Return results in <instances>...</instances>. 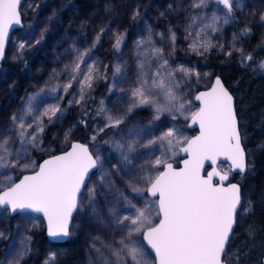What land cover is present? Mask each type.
<instances>
[{"label":"snow or ice","instance_id":"snow-or-ice-1","mask_svg":"<svg viewBox=\"0 0 264 264\" xmlns=\"http://www.w3.org/2000/svg\"><path fill=\"white\" fill-rule=\"evenodd\" d=\"M207 3L208 0H194L191 7L198 9L207 6ZM217 3L227 10L223 18L227 24L233 13L234 0H217ZM19 4L20 0H0V58L3 57L10 27L21 23ZM138 15V12L135 13L133 18ZM220 19L215 13L210 18L199 14L192 16L187 25L186 39L192 36L193 26L198 22L203 24L189 45L193 52L203 54L212 47L202 34L209 30L218 31ZM248 31L244 29L245 33ZM109 32L110 28H100L92 46L83 51L73 47L74 56L62 69L69 73L67 82L41 89L36 95L53 93L55 99L63 100L69 90L78 85L79 98L73 93V99L68 103L84 107L92 99L89 93L95 82L100 79L107 81L111 71L108 92L111 95L119 92V103L128 97V106L124 111L117 106V112H113L101 100L93 119L101 117L104 123L103 126H96L91 140L96 142L99 135L112 130L109 139L103 141L115 153L108 160L116 159L117 162L111 165L112 170L121 182L126 183L132 195L115 186L113 172L105 168L99 149L93 152L83 143L73 142L68 151L51 155L42 162L31 160L25 163L29 160L30 150L41 147L40 138L45 131L43 117L53 123V118H61L65 111L59 104L50 105L34 120L26 121L25 117L35 111L33 101L36 97L30 96L23 113L13 114L11 125L0 129V177L3 178L0 179V188L3 189L0 190V206L10 207L13 213L17 210L42 213L47 221L48 236L56 240L71 235L70 219L74 212H82L88 222L98 229H110V242L104 243L100 236H96L92 246L103 256L101 249L95 247V243L100 241L102 247L116 258L114 264H148L145 244L155 253L153 264H230L227 248L241 207L240 188L237 184L228 187L215 184V177H219L221 182L228 178L227 173L221 174L215 167L206 176L201 175V170L205 161L215 165L219 157L231 161L232 168L239 169L241 173L246 170L233 97L217 78L211 90L195 96L200 107L197 111H191V101L182 95L181 81L186 82L185 78L199 76V73L183 66L173 69L165 50L152 44L153 33L149 27L148 38L135 42L136 71L135 79H131L128 63L120 62L123 60V47H126L124 33L114 34L112 48L121 53L114 65L93 59V50ZM169 33L174 51L176 33L172 29H169ZM163 38L161 34V40ZM19 47L23 49L25 45L21 43ZM247 59L251 60L252 56L249 55ZM261 67L264 68V62H261ZM178 73H183L181 80H177ZM58 75L54 69L52 78ZM61 89L64 96L59 95ZM144 107L154 108L155 115L150 124L159 120L165 112H190L191 121L199 125L200 133L187 139L182 138L178 130L170 128L147 144H141L142 128L134 126L125 132L122 126L130 113ZM58 113L60 116H57ZM84 115L88 116L89 112L85 110ZM172 119H176V115H172ZM80 123L87 126L83 118ZM70 134L71 129L65 132L66 141ZM158 143L161 145V155L138 164L137 161L143 156L139 148L143 147L154 154V146ZM177 149L187 155L183 167L179 169L168 162L170 157L167 155L171 153L175 156ZM97 175L98 183L90 184L92 177ZM105 188L108 189L107 194L103 191ZM105 195L113 196L115 200V203L105 201L106 212L101 209L99 201V197ZM146 197L156 199L149 201ZM141 200L144 203L137 206ZM121 207L127 214H121ZM252 207L250 205L246 210L249 214ZM254 231V227L250 226L249 235ZM104 235L107 237L108 233ZM7 258L6 253L0 264H5ZM55 258V253L50 254L45 264ZM239 259L236 256V260ZM104 264H113V261L106 258Z\"/></svg>","mask_w":264,"mask_h":264},{"label":"rangeland","instance_id":"rangeland-1","mask_svg":"<svg viewBox=\"0 0 264 264\" xmlns=\"http://www.w3.org/2000/svg\"><path fill=\"white\" fill-rule=\"evenodd\" d=\"M70 2L71 0H25L20 9L25 28L12 35L5 55V66H1L0 68V110L2 111L0 113V129H4L11 125L13 114L23 113L24 109L28 106V97L30 96L36 97L33 101V108L35 111L31 116L25 117L26 121L34 120L50 105L59 104L65 110L61 118H53V123H49L47 117H43L45 131H51L52 143L44 144L42 138L44 131L40 138L41 147L31 149L29 160L25 161V163L35 160V154L49 157L54 154L56 149L66 150L68 147L70 136L66 141L65 132L71 129L72 134L75 126L71 121L66 119V112L75 109L77 106H81L77 104L69 105L68 103L69 100L73 99V93L76 94L77 99L79 98V86L74 85L63 100L55 99V94L53 93H48L47 95L36 94L40 93L41 89L67 82L69 73L62 71V69L72 60L74 56L72 52L73 47L81 51L90 48L100 28H110L111 32L104 35L100 41L107 44L105 48L101 50L100 53L95 52V49L93 50V59L98 60L102 64L114 65L121 55V53L115 52L112 48L115 38L114 34L124 33L126 47H123V60L120 62L122 64L125 62L128 63L130 67V78L135 79V61L137 58L135 42L142 38L147 39L149 35L148 28L150 27L153 33L151 36L152 44L165 50V55L168 56L170 66L173 69L183 66L188 69H194L196 73H199V76L193 75L189 78H185L186 82L181 81L182 95L187 101H191V111H197L194 104V96L197 89L210 87L214 74L212 70L210 71L209 69L201 67L198 68L194 63L181 60L178 56L190 55L199 57L200 55H208L212 51H218L225 63H231L235 58L243 56L246 41H243L241 38V29L236 25L232 17L233 15L236 16V19L239 20L241 25L257 30L256 37L258 38V42L256 43V47H259L261 51L256 63V70L264 75V68L261 67V62H264V19H261V17L264 16V0H234L233 13L231 17H229V22L227 24H225L223 20L227 10L222 4L220 6L216 5L217 0H208L207 6H202L198 9L191 7L194 0H150V2L144 0H119V2L116 3L117 12L114 17L109 15L100 25L97 23H90L89 25L83 23V26L81 22L77 20L70 21V26L66 23H60L64 15L62 14L63 10L67 12L70 10ZM170 5L172 7H169ZM106 6L107 5H105L103 9L105 11L107 10ZM137 12L139 15L136 16L135 19H139V24L137 27L133 28L132 26L135 22L133 17ZM213 13L221 17L217 25L219 30L216 32H211L209 30L207 33L202 34L203 39L210 42L212 47H210L208 51L203 52V54H197L189 48V45L193 43L196 32L200 30L203 24L198 22L197 25L193 26L192 36L186 39L185 37L188 31L187 25L191 21L193 15L199 14L210 18ZM118 18L119 20H117ZM204 23H207V21H204ZM169 29H172L176 33L174 51ZM161 34H163V40H161ZM53 36H55V40L49 41ZM21 43L25 45L23 49L19 47ZM49 45L53 48L48 52ZM31 49L36 51L34 54L38 55V57H46L47 61L46 65H44V70L39 72V74L34 71L35 67L33 66L24 69L26 70L23 73L25 83L22 87L21 85H17V72L15 69L18 67V64L24 60L25 52ZM146 50L150 51V48L146 47ZM229 53H231V55H229ZM89 63H91V61H89ZM54 69L59 74L55 79L52 78ZM182 76L183 73H178L177 80H181ZM119 94V92L115 95L110 94L109 97L104 100L106 106L113 112H117V106L120 111L127 109L128 97H125L123 103H119L117 101V96ZM59 95H65L62 89ZM144 108H148L151 110L153 116L155 115L154 108ZM144 108L134 110L130 113L128 120L122 126L125 132L134 126L142 128L141 144H147L149 140L160 136L170 128L178 130L182 138L189 139L191 137L192 133L187 132L185 128L178 127L177 124L179 121L187 124L191 117L190 112H185L184 114L165 112L160 116L159 120H155V123L150 124L147 120H143L137 116V113L144 110ZM172 115H176V119H172ZM57 116H60V114L58 113ZM151 120H153V117ZM103 123L104 121L101 119L96 123V126H103ZM29 131H31V129H29ZM111 133L112 130L109 129L105 133L99 135H103L101 139L102 143L93 146L91 150L96 152L97 149H99L104 157L105 168L113 172L112 180L115 182V186L131 196L132 194L130 189H127L126 183L121 182L120 177L112 170L111 165L117 162L116 159H112L111 162L108 160V157L110 155L115 156V153H112L110 147L104 144L103 141L109 139ZM154 147V154L140 147L139 152L142 153L143 156L137 163H143L144 160L148 159L154 160L155 157L160 156L161 145L158 143ZM166 147L167 145L165 144L164 148ZM176 151L178 154V149ZM177 154L172 156L171 153H167L170 157L168 162L173 163L178 156ZM222 171L224 173L228 172V170ZM0 179L3 178L0 177ZM125 180H127V177H125ZM98 181L99 177L97 175L93 176L89 183L94 184L98 183ZM0 190L3 189L0 188ZM103 191L107 194L108 189L105 188ZM146 199L149 201L151 200L148 197H146ZM99 201L101 209L105 212L107 207L105 201L115 203L113 196L110 195L99 197ZM143 203L144 201L141 200L138 202L137 206H141ZM122 204L123 201H121V205ZM246 210L247 209H244L240 212L241 218L246 217L248 214ZM120 211L122 215L127 214L122 207ZM73 217L69 227L71 235L67 240H70L74 246H76L74 248H77L79 251V257L78 261L73 260L71 264H104L106 258L113 261L114 264L116 258L111 256L108 250L102 247L100 241L95 243V247L101 249L103 256L97 253L92 246L93 238L96 236H100L101 241L104 243L110 242V229H98L96 225L88 222L87 217L83 215L82 212H75ZM44 230L43 220L39 217L23 214L10 218L8 211L0 209V233H3V236H0V260H3L7 253L8 258L5 264H25L30 257V248L32 245L31 234L35 231L42 232ZM104 233H108V236L105 237ZM116 239L118 240L119 237L117 236ZM48 245L49 241L45 240L37 264H45V262L49 260L50 254L55 253ZM145 251L148 256V264H153L154 259L151 253H149L146 248ZM49 264H56L55 260L49 261Z\"/></svg>","mask_w":264,"mask_h":264},{"label":"trees","instance_id":"trees-1","mask_svg":"<svg viewBox=\"0 0 264 264\" xmlns=\"http://www.w3.org/2000/svg\"><path fill=\"white\" fill-rule=\"evenodd\" d=\"M144 1L150 2V0ZM117 2L119 0H71L70 10L69 12L63 10L62 14L64 15L60 23H66L70 26V21L77 20L81 22L82 26L84 25L83 23L88 25L97 23L100 25L109 15L111 17L116 15ZM105 5H107L106 11L103 10ZM232 17L236 25L241 29V38L246 41L243 56L235 58L231 63H225L218 51H212L208 55H200L199 57L179 55L178 58L194 63L198 68L212 70L213 78L215 76L219 77L231 95L234 96L241 141L247 156V169L245 176H234L232 180L241 187L240 212L244 209H249L250 205L253 207L251 213L249 214L248 212L244 218L240 217V212L238 213L237 223L230 238L227 251L229 252L230 264H261L264 258V75L256 70V63L261 51L259 47H256L258 42L256 37L257 30L241 25L235 15ZM138 24L139 19H135L132 27L135 28ZM245 28L250 31L245 33ZM50 40L54 41L55 36L51 37ZM105 45H107L105 42H100L96 46L95 52L100 53L105 48ZM51 48L53 47L49 45L48 52ZM34 52L36 51L32 49L27 50L22 61L25 65L16 67L17 85L24 86L23 73L26 71L24 69L29 66L35 67L34 71L37 74L44 70L47 58L38 57ZM249 55L252 56L251 60L247 59ZM110 84L111 71H109V79L107 81L100 79L94 84L93 90L89 93L92 99L88 100L84 107L77 106L75 109L66 112V119L75 126L67 146L72 142L79 141L88 145L91 149L93 146L102 143L103 135L98 136L96 142L91 140L96 123L102 119L101 117L93 119V117L100 107V101L109 97L108 88ZM207 88L209 87L204 89ZM200 89H197L196 93ZM85 110L89 112L88 116L84 115ZM137 116L149 122L152 121L153 114L151 110L144 108V110L137 113ZM82 118L87 121V126L80 123ZM177 124L180 128H185L186 126L182 121ZM42 138L44 144L52 143L51 131H45ZM63 151L65 150L56 149L54 154ZM177 155L176 160L173 161L174 166H177L181 159L179 153ZM44 157L45 155L41 154L34 155V159L40 162H42ZM219 168L225 171L228 170L227 165H220ZM250 226L255 229L252 235H249ZM31 241L30 257L25 264L38 263L41 248L45 243L44 231L33 232ZM48 246L56 253V264H71L73 260L78 261L79 251L74 248L76 246L70 240L58 245L49 243ZM236 256L240 257L239 261L236 260Z\"/></svg>","mask_w":264,"mask_h":264},{"label":"water","instance_id":"water-1","mask_svg":"<svg viewBox=\"0 0 264 264\" xmlns=\"http://www.w3.org/2000/svg\"><path fill=\"white\" fill-rule=\"evenodd\" d=\"M24 1H25V0H20V4H19V6H18V11H19L20 7L22 6V4L24 3ZM19 14H20V13H19ZM20 19H21V23H20L19 25L14 24V25H12V26L10 27V29H9V34H8V37L6 38V41H5V47H4L3 57L0 58V63H2V62L4 61V60H3V59H4V54H5V51H6V49H7L6 47H7V44H8V42H9L10 38H11V35L14 34L15 32H18V31L22 30L23 27H24V24H22V17H21V14H20ZM217 78H219V77H216V76H215V77L213 78L212 82H211V86H210L209 88H207V89H200V90L195 94V96L198 95V94L201 93V92H207V91L211 90V88H212L213 85L215 84V81H216ZM219 79H220V78H219ZM220 80H221V79H220ZM221 83H222V81H221ZM222 84H223V83H222ZM223 86H224V88L228 91V89L226 88L225 84H223ZM228 92H229V91H228ZM229 94L231 95L230 92H229ZM195 96H194V97H195ZM231 96L233 97V110H234V113H235V115H236L235 99H234V96H233V95H231ZM194 104H195V106H196V108H197V110H198L199 107H200V103H199V101H196L195 98H194ZM236 118H237V116H236ZM237 128H238V132H239V134H240L238 118H237ZM185 130H186L187 132L192 133V135H191V137H190L189 139L194 138L195 136L199 135V133H200L199 125H198V124H193L192 121H191V117H190L189 121L187 122V124H186V126H185ZM240 138H241V135H240ZM77 142H79V141H77ZM72 143H73V142H72ZM72 143L69 144V146L66 148L65 151H68V150L70 149ZM79 143H80V142H79ZM241 147H242V149L244 150V148H243V144H242V141H241ZM65 151H63V152H65ZM63 152H60V153H57V154H54V155H59V154H61V153H63ZM178 153H179L181 159H180V161L178 162L177 166H174V164L171 162V163L173 164V167H174V168H177V169L182 168V167H183V161H184L185 159H187V155H186V154L179 152V150H178ZM244 154H245V165H246V169H247V163H246V162H247V156H246V152H245V151H244ZM47 158H49V157H44L43 159H47ZM220 165H224V166L227 165V167L229 168V171L227 172V174H228V178H227V180L221 182V181L219 180V177H215V178H214V181H213L215 184L221 185V186H223V187H228V186H230L231 184H237L236 182H234V181L232 180V177H234V176H238V175H239V176H245L246 170H245V172L241 173V172L239 171V169H233L232 166H231V161H228V160H227L226 158H224V157H219V158L217 159V163H216L215 165H212L210 161H205V166H204V168L201 170V175L206 176V175H207V172L211 171L213 167H215V168L217 169L218 172H220L221 174H223L224 172L219 168ZM21 178H22V177H21ZM17 182H18V181H17ZM237 185H238V184H237ZM238 186H239V185H238ZM239 188H240V194H241V187L239 186ZM148 198L151 199V200L156 199V198H153V197H148ZM241 200H242V198H241ZM0 209H1V210H6V211H8V215H9L10 218H11L12 216L23 215V214H29V215L36 216V217L41 218V219L43 220V223H44V229H45V230H44V233H45V240H46V241H49V243H51V244H56V245H58V244H64L65 242L68 241V240H67L68 237H66V238H62V239H59V240H56V239L50 238V237L48 236L47 221H46L45 218L43 217V214H42V213H35V212H32L31 210H24V211L17 210L15 213H13V211L11 210V208L8 207V206H6V205H5V206H0ZM239 212H240V208H239V210H238V213H239ZM74 214H75V212L73 213V216H74ZM73 218H74V217H72V218L70 219V224H71ZM157 222H158V220H157ZM69 227H70V225H69ZM234 229H235V226H234ZM234 229H233V230H234ZM69 230H70V228H69ZM232 234H233V233H232ZM232 234H231V236H232ZM230 238H231V237H230ZM229 241H230V240H229ZM228 245H229V244H228ZM145 248L148 250L149 253H151V255H152V257H153V259H154V261H155V253H154L149 247H147L146 244H145ZM261 264H264V258L262 259Z\"/></svg>","mask_w":264,"mask_h":264},{"label":"flooded vegetation","instance_id":"flooded-vegetation-1","mask_svg":"<svg viewBox=\"0 0 264 264\" xmlns=\"http://www.w3.org/2000/svg\"><path fill=\"white\" fill-rule=\"evenodd\" d=\"M23 4H24V3H23ZM23 4H22V5H23ZM216 5H219V6H220L221 4H218V3H217ZM20 9H21V7H20ZM20 9H19V13H20ZM20 14H21V13H20ZM21 17H22V24H24L23 16L21 15ZM32 18H33V17H32ZM24 26H25V24H24ZM23 28H24V27H23ZM20 31H21V30H20ZM18 32H19V31H18ZM15 33H16V32H15ZM15 33H14V34H15ZM12 35H13V34H12ZM12 35H11V37H12ZM10 39H11V38H10ZM9 41H10V40H9ZM8 44H9V42H8ZM8 44H7V47H8ZM7 47H6V48H7ZM244 48H245V47H244ZM7 49H8V48H7ZM7 49H6L5 54H4V59H3L4 61H3L2 63H0V68H1V66H5V65H4V62H5V55H6ZM263 54H264V52H263ZM23 65H25V64H23V62H21V63L18 64V67H21V66H23ZM228 171H229V168H228ZM156 222H157V221H156Z\"/></svg>","mask_w":264,"mask_h":264}]
</instances>
